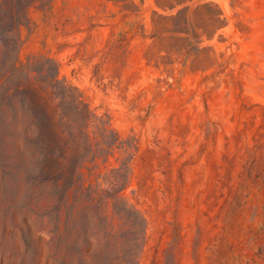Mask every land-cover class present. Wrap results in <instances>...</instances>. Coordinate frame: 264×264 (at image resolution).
Here are the masks:
<instances>
[{
  "label": "rangeland",
  "instance_id": "1",
  "mask_svg": "<svg viewBox=\"0 0 264 264\" xmlns=\"http://www.w3.org/2000/svg\"><path fill=\"white\" fill-rule=\"evenodd\" d=\"M0 264H264V0H0Z\"/></svg>",
  "mask_w": 264,
  "mask_h": 264
}]
</instances>
